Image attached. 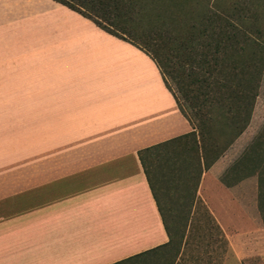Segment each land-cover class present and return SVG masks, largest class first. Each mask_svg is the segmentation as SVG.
Segmentation results:
<instances>
[{"label":"crops","instance_id":"0c3cea01","mask_svg":"<svg viewBox=\"0 0 264 264\" xmlns=\"http://www.w3.org/2000/svg\"><path fill=\"white\" fill-rule=\"evenodd\" d=\"M248 126L193 189L218 264H264ZM192 131L143 51L52 0H0V264H185L148 167Z\"/></svg>","mask_w":264,"mask_h":264},{"label":"trees","instance_id":"16d2710c","mask_svg":"<svg viewBox=\"0 0 264 264\" xmlns=\"http://www.w3.org/2000/svg\"><path fill=\"white\" fill-rule=\"evenodd\" d=\"M52 1L78 13L106 33L129 42L147 54L155 62L164 84L190 124L179 99L168 86L166 76L176 86H180L177 93L186 107L192 109L193 101L200 100L201 97L207 107L205 114L209 121L218 117L223 124L231 126L228 134L230 137L227 135L228 145L248 126L258 96L260 71L253 64L251 67L243 64L247 50L243 42L249 40L250 36L242 29L241 20L237 24L230 23L224 13L213 10H206L199 21L182 19L180 11L168 10V4L164 0ZM149 33L151 36L153 34L152 38ZM145 37L150 39L143 40ZM169 38H175V41L172 43ZM155 40L169 42L172 52L165 53L162 44H153ZM254 56L255 53L251 52L250 61ZM173 57L175 60L180 59L177 66L169 63ZM227 65L230 67L226 68ZM172 71L178 74L175 75ZM186 86H202L203 89L191 90L195 93H190L185 91ZM192 128L193 131L188 136L195 137L197 127L192 125ZM198 135L200 139L203 138L200 131ZM168 144H158L143 152L158 151ZM210 165L211 163L204 167L208 168Z\"/></svg>","mask_w":264,"mask_h":264},{"label":"rangeland","instance_id":"374dc122","mask_svg":"<svg viewBox=\"0 0 264 264\" xmlns=\"http://www.w3.org/2000/svg\"><path fill=\"white\" fill-rule=\"evenodd\" d=\"M164 1L168 4V10H179L182 19L191 18L199 21L206 10L224 13L230 23L237 24L241 20L242 29L250 36L249 40L243 42L247 47L243 64L250 67L253 64L254 68L260 71V77L258 96L246 132V137L249 139L247 148H245L248 150L250 158L253 157L252 159L257 164L256 167H259L260 202L258 206L264 214V0ZM149 36L152 38L153 34L151 36L149 33ZM144 39L150 38L145 37ZM174 39L169 38L172 43L175 41ZM158 43L162 44L165 53L172 52L169 42L153 41V44ZM251 52L255 53L252 61H250ZM179 62V58L175 60L173 57L169 63L177 66L176 63ZM229 67V65L226 66V68ZM173 73L178 74L177 72ZM166 79L191 124L197 127L196 136L190 135L170 145L165 149V154L153 158L149 164L148 172L164 208L167 226L173 238L172 245L180 246L181 249L186 241L185 250L187 253L183 263L218 264V261L214 262L213 258H216V254L222 248L221 243L219 244V232L201 207L197 208L195 214L192 213L191 199L194 186L198 182L201 171L205 168L204 165L212 164L228 148L230 137L228 134L231 132V126L227 123L223 124L218 117L209 121L205 114L207 107L204 106L201 97L200 100L193 101V110L191 107H186L177 93L180 86H176L170 77L166 76ZM184 89L187 92L195 93L191 90H201L203 87L186 86ZM199 131L203 134L202 139L198 135ZM212 250L215 252L217 250L218 253H211Z\"/></svg>","mask_w":264,"mask_h":264}]
</instances>
